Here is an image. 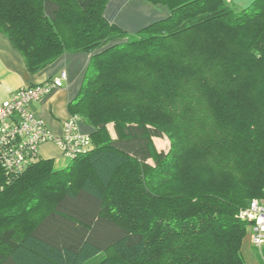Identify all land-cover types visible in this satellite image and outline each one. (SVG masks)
Returning a JSON list of instances; mask_svg holds the SVG:
<instances>
[{"label": "trees", "instance_id": "obj_1", "mask_svg": "<svg viewBox=\"0 0 264 264\" xmlns=\"http://www.w3.org/2000/svg\"><path fill=\"white\" fill-rule=\"evenodd\" d=\"M148 1L171 14L132 35L109 0H0L31 72L92 54L69 106L95 129L63 170L0 167V264H246L241 213L264 199V0ZM44 190L55 201L36 217Z\"/></svg>", "mask_w": 264, "mask_h": 264}, {"label": "crops", "instance_id": "obj_2", "mask_svg": "<svg viewBox=\"0 0 264 264\" xmlns=\"http://www.w3.org/2000/svg\"><path fill=\"white\" fill-rule=\"evenodd\" d=\"M227 1L235 8L243 9L255 0ZM170 14L168 6L153 4L148 0H109L104 13L110 23L132 35ZM91 58L92 54L88 52H66L46 68L33 73L20 50L7 35L0 32V103L11 98L22 87L45 83L66 72L63 87L53 90L41 101L30 104V109L48 129L60 136L63 134L65 121L73 116L69 105L82 88ZM79 122L81 133L90 136L95 131L84 121ZM41 159L52 161L55 170L65 169L70 160L54 142L44 143L40 147Z\"/></svg>", "mask_w": 264, "mask_h": 264}, {"label": "built area", "instance_id": "obj_3", "mask_svg": "<svg viewBox=\"0 0 264 264\" xmlns=\"http://www.w3.org/2000/svg\"><path fill=\"white\" fill-rule=\"evenodd\" d=\"M66 77V72H62L45 83L22 87L0 103V167L9 179L40 160V147L44 143H56L69 159L91 145L90 136L80 131L77 116L66 120L63 134L57 136L30 109L31 103L39 102L53 90L63 87ZM241 215L249 222L251 242L264 264V199L253 200Z\"/></svg>", "mask_w": 264, "mask_h": 264}, {"label": "rangeland", "instance_id": "obj_4", "mask_svg": "<svg viewBox=\"0 0 264 264\" xmlns=\"http://www.w3.org/2000/svg\"><path fill=\"white\" fill-rule=\"evenodd\" d=\"M121 41H124V40H120V42ZM186 124L188 125V128L192 127L188 121L186 122ZM155 142H156L158 149H167L169 147V141L165 138L164 139H156ZM68 161H70V160H68ZM74 173L75 174L73 175V179L75 181H77L80 178L79 171H76ZM51 194H52L51 191H46V190H44V193L39 194L40 198H42L43 202L45 201L44 202L45 204L42 208H39L38 210L35 211L34 215L35 216L37 215L36 217H38V215L42 211L47 210V209L52 207V204L55 200H52L53 196ZM28 223H27V221H20V222H17L15 227L20 231V230L24 229V227ZM0 227H2L1 223H0ZM242 254H243V257H244L246 264H262L263 263V262H261L262 261L261 256L259 255L258 251L255 249V247L251 243V238H250L249 233L247 234L246 238L244 239L243 247H242ZM115 264H124V263H121L119 260L115 259Z\"/></svg>", "mask_w": 264, "mask_h": 264}]
</instances>
